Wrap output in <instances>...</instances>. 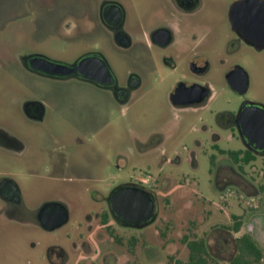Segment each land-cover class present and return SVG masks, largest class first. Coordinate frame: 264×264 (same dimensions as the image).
<instances>
[{
  "label": "flooded vegetation",
  "instance_id": "flooded-vegetation-1",
  "mask_svg": "<svg viewBox=\"0 0 264 264\" xmlns=\"http://www.w3.org/2000/svg\"><path fill=\"white\" fill-rule=\"evenodd\" d=\"M94 1L96 12L80 15L82 30L90 36L99 32L120 54L127 53L121 67L110 61L100 37L94 49L69 62L31 48L0 49V211L43 232L73 223L66 244L49 242L43 255L49 264H119L123 258L126 264H196V242L205 243L207 264H220L208 235L196 234L195 223L185 236L184 258L181 249L173 256L166 247L149 246L144 233H134L143 227L131 223L133 214L123 218L118 213V191L138 187L154 196L159 219L160 195L171 207V195L190 193L189 172L182 168L196 169V148L208 145L213 150L209 173L219 191L258 201L255 209L234 216V226L214 228L220 234L217 251L228 264L239 254L252 258V264H264V0H129L130 6L128 0ZM28 18L30 27L3 29L18 31L15 36L26 47L34 38V10L14 18ZM76 28L77 21L72 31ZM39 59L71 69L86 61L82 70L60 74ZM10 63L31 79L94 87L100 104L101 96L110 102L109 111L127 112L132 139L148 170L136 178L128 154L117 152L104 160L99 127L93 143L91 138L88 145L72 140L68 115L35 97L28 86L22 93L20 76ZM40 135L49 139L47 145ZM232 143L239 148L229 149ZM15 166L20 172L5 170ZM154 166L158 174L153 176ZM21 179L30 180L31 196ZM75 211L84 214L76 219ZM244 224L248 231L235 236Z\"/></svg>",
  "mask_w": 264,
  "mask_h": 264
},
{
  "label": "rangeland",
  "instance_id": "rangeland-1",
  "mask_svg": "<svg viewBox=\"0 0 264 264\" xmlns=\"http://www.w3.org/2000/svg\"><path fill=\"white\" fill-rule=\"evenodd\" d=\"M128 3L129 6L133 5V1L129 2L128 0ZM31 8L34 10L32 21L34 23V38L26 47L25 42L20 43L17 40L19 37L16 38L15 35L18 34V31L4 33L3 29L16 28L19 30L26 25L30 27L31 19L14 22V18L24 15L26 10H31ZM86 11L91 14L96 12L94 0H34L32 3L29 0H0V49L24 52L25 49H32L34 53H43L52 59L69 62L85 51L94 49L96 37H100L103 51L115 66L121 67L128 58L127 53L120 54L119 48L111 46L105 36L100 35L99 32H95L97 35L93 33L90 36L82 30L84 27L79 22V18ZM69 18L70 24L68 23ZM75 21L79 24L80 29L76 28L72 31V23ZM65 28L66 33L63 32ZM6 57L12 59L9 53ZM9 66L11 67V63ZM11 68L12 71L18 69L14 65ZM8 69L10 70V68ZM2 72L3 68H0V73ZM16 75L20 76L22 93L25 92L24 86H28V91H34L35 97L51 101L68 115V123L72 126L70 131L72 140L88 145L90 141L88 139L91 138L93 143L96 128L99 127L97 140L101 146V156L104 160L106 156L115 155L117 152L128 154L134 158L136 178L141 170H145L144 172L148 170L147 167H144L146 161L139 158L137 143L132 139L127 112L109 111L108 108H112L110 102L101 96L102 104H100V95L94 87L80 82L63 84L47 78L34 77L31 79L21 69L18 73L16 72ZM33 84L34 88H32ZM139 129L140 132L147 133V130L141 127ZM40 140L44 145L49 142L46 135H40ZM239 146L238 143H232L228 148L236 149ZM169 147L170 150L173 149L172 146ZM178 150L186 155L182 147H179ZM196 151L199 166L193 171L189 165L187 167V164L182 168L189 172L186 187L190 193L186 195L184 192H177L171 195L173 199L171 207H165L164 196L160 195V218L144 226L143 230H135L134 233L136 235L144 233L148 238L149 246L155 249L166 247V253L169 255L174 256L175 251L181 249L185 258L188 252L184 244L185 236H190L192 223H195L197 235H208L210 243L213 245L212 254H216L220 258L218 262L228 264L227 258L221 256L217 251L215 237L220 234L215 233L214 228H221L224 225L234 226V216L244 215L248 208L255 209L258 201L257 199L246 200L247 197L243 195L219 191L215 180L209 173L210 155L213 150L205 145L196 148ZM151 161L155 165L156 159ZM170 166L166 164L165 170L170 171ZM5 170L18 173L20 167L15 166ZM174 170L179 171L178 169ZM150 172L153 176L157 175L158 167L154 166ZM22 181L24 187L27 188L28 196H31L30 180ZM83 214L84 212H74L76 219L81 218ZM72 225L73 223H70L57 232H43L34 228L31 223L12 220L6 211H0V264H49L43 259V255L47 253L49 242L60 241L66 244L68 240L65 233L68 229H72ZM246 231L248 230L244 224L242 229L235 233V236ZM182 237H185L183 242H181ZM224 238L231 239L227 235ZM119 264H126V259H121Z\"/></svg>",
  "mask_w": 264,
  "mask_h": 264
},
{
  "label": "water",
  "instance_id": "water-1",
  "mask_svg": "<svg viewBox=\"0 0 264 264\" xmlns=\"http://www.w3.org/2000/svg\"><path fill=\"white\" fill-rule=\"evenodd\" d=\"M43 61L47 66L48 70L54 71L60 74H66L76 69V67L81 69V66L84 64L86 60L81 61L80 64H75L76 67L74 69L68 68L65 65L56 64L53 62ZM131 190V191H130ZM128 190L127 188L121 189L117 193L118 201H119V210L118 213L121 217L127 218L130 217L131 213L133 217L129 218L131 223L135 226L144 227L152 222H154L157 218L156 204L154 196L151 192L135 187L134 190ZM129 193V194H128ZM116 197V195H115ZM131 207V210H130ZM130 210V211H129ZM130 213V215H128ZM133 219V221H132ZM134 222V223H133Z\"/></svg>",
  "mask_w": 264,
  "mask_h": 264
},
{
  "label": "trees",
  "instance_id": "trees-1",
  "mask_svg": "<svg viewBox=\"0 0 264 264\" xmlns=\"http://www.w3.org/2000/svg\"><path fill=\"white\" fill-rule=\"evenodd\" d=\"M237 229H239V227H236ZM189 247L192 248V244L191 242L188 243ZM206 252V247H205V243L202 242L201 244L196 242V264H207V259L206 257L203 255ZM253 259L252 258H247L242 255L239 254L237 259L235 260L234 264H252ZM188 264H192V261H190Z\"/></svg>",
  "mask_w": 264,
  "mask_h": 264
}]
</instances>
